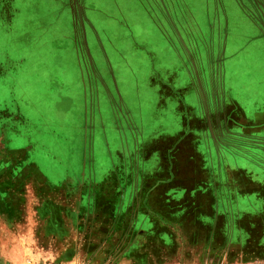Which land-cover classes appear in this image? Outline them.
<instances>
[{
  "label": "rangeland",
  "instance_id": "rangeland-1",
  "mask_svg": "<svg viewBox=\"0 0 264 264\" xmlns=\"http://www.w3.org/2000/svg\"><path fill=\"white\" fill-rule=\"evenodd\" d=\"M110 1L114 3L113 0H87L91 8L87 10L86 23L79 22L80 29L84 30L86 26L89 30V53L95 64L87 56L86 50L82 49L81 40L71 49L72 54L64 48L53 49L56 41L47 34L37 40L43 43L40 48L35 46V51L40 53H37L40 62L38 67L44 65L46 68L60 69L61 72L68 71L72 81L66 87L67 82L64 84V91L49 88L48 91L52 92L49 95L45 85L41 84L51 76L54 77L53 73H49L50 69L39 70L40 76L36 74L33 79L34 91L38 93H35L36 102L40 99L44 109H37L36 112L33 110L29 117L35 120L33 127L46 133L45 136L42 134L37 137L41 154L54 149L57 159L67 158L70 167L77 170L81 164L79 159L81 156L84 158L79 141L85 132L83 128L88 126L85 132L86 160L89 167L93 166L97 170V196L104 202V209L99 208V212L110 217L111 209L106 202L119 200V196L123 200L128 194V169L133 173L141 168L144 173L152 174L158 164L154 150H160L167 178L162 187L152 189L153 182L150 179L137 177V187L141 185L142 188L136 195L137 227L145 213V204L139 203L144 199L149 209L163 214L176 210L174 204L167 209L163 208L164 189H171L178 184L185 186L190 191L194 190L190 202L193 200L196 203L179 221L180 233L185 240L182 241L179 253L172 255L151 244L147 251L152 256V264H242L243 258L239 251L228 246L227 234L231 229L236 233L239 226L235 222L230 226L225 219L228 213L230 215L229 210L220 205L225 198V180L215 178L217 172L212 164L217 159L216 151L219 148L214 141L217 144L223 143L222 137L235 138L241 131L234 126L220 129L218 122L225 119L238 120L242 108L247 109V118L254 121L257 110L263 108L260 98L264 96V0H185L186 8L191 11L208 3L213 10L215 7V17L221 13L217 23L223 27L222 31L217 28L214 32L216 27L212 25L215 19H211V26L204 21L200 39L197 33L199 13L193 18H178L176 7L181 1L141 0L144 7L140 9L138 0L137 16L133 13L137 9L134 0H116L115 5L125 11V21L135 19L138 24H142L143 29L137 28L136 31L138 40L130 43L128 38L122 37L124 34L118 36L114 33L119 18L113 9H118L111 7ZM160 9H165L168 23L165 17L162 20ZM224 13L228 14L226 19L231 25L228 37L224 32ZM201 16L207 19L205 15ZM179 19L188 26L191 34L187 28L183 30V23L179 24ZM192 34L198 36L201 49L192 41ZM0 38L4 45V34H0ZM214 40L219 41V46L214 56L203 62L206 45L202 42ZM224 43L226 46L223 48ZM197 52H201V60L197 59ZM188 57L194 59L189 60ZM154 62L163 63V74L157 70H146L145 65ZM76 70L81 74L79 78ZM43 73L46 75L42 76ZM2 88L0 85L1 100L5 92ZM176 91H179L178 94ZM39 94L46 98H40ZM68 94L71 96V112L70 108L64 110ZM177 99L182 106H178ZM53 108L58 110L54 112ZM211 124L215 129L211 128ZM53 126L66 128V137L68 140L72 138V159L69 149L61 152L58 143L55 144L56 139L47 135L51 133L48 129ZM244 132L253 141L258 133H262L258 129ZM135 150L139 157L150 154L146 165L142 162V166L139 165L136 156L132 155ZM120 151L124 154L121 155ZM112 157L116 159L121 173L116 180L103 185L102 182L108 177L106 174L110 170ZM43 164L40 161V165ZM124 170L126 173H123ZM115 188L121 193L117 198H112ZM216 201L219 205L212 209ZM214 210L217 220L212 232L216 234V239L211 241L213 253L208 258L205 253L208 255L206 247L209 243L204 240L208 231L198 228L195 220L200 214L212 216ZM232 215H235L234 212ZM119 227L126 229L124 232L129 231L124 224Z\"/></svg>",
  "mask_w": 264,
  "mask_h": 264
},
{
  "label": "crops",
  "instance_id": "crops-1",
  "mask_svg": "<svg viewBox=\"0 0 264 264\" xmlns=\"http://www.w3.org/2000/svg\"><path fill=\"white\" fill-rule=\"evenodd\" d=\"M113 1L114 3L110 1V6L118 9L113 11L117 19L119 18L114 33L118 36L124 34L122 37L128 38L129 43L136 42L138 40L136 31L137 28L143 29L142 24H138L135 19L125 21L124 9L120 10L115 5L116 0ZM137 1L134 0L137 9L133 13L136 14ZM180 1L178 8L176 7L178 18L180 16L193 18L199 13L197 29L199 39L201 25L206 22L211 26V19L216 20L212 25L216 27L213 28L214 32L217 28L222 31L223 27L217 23L221 13L215 17V7L213 10L210 4L205 3L191 11L186 8L185 0H178ZM139 6L140 9L144 7L141 0ZM89 7L87 0H0V34H4V45L0 38V50H3L0 51V85L3 91L5 89L2 94L4 99H0V264H152V256L147 251L149 245L154 244L156 248L174 255L179 253L182 241H185L179 225V221L186 215L185 209L180 210L183 207L181 204L186 202L187 196L192 198L195 192L182 185L167 189L164 195L165 199L162 201L164 209L171 204L177 206V210L171 213L163 214L161 211L149 209L145 199L139 202L145 204V213L140 226L137 227L136 195L142 189L140 184V188L137 187V177L150 179L153 182L152 189L162 187L167 178V172L162 165L163 156L158 150H154L158 164L152 174L144 173V169L141 168L134 170L133 173L128 169L130 181L127 187L128 194L120 200L121 192L115 188L112 198L119 196V200L106 202L107 207L111 209L110 217L99 212L104 202L97 200L99 198L96 190L99 183L95 178L97 170L93 166L89 167L86 160L85 132L88 131V126L83 128L85 132L79 141L80 146L82 144L84 158L81 156L79 159L81 164L77 170H74L73 166L70 167L67 158L57 159L54 149H48L43 155L40 152L37 137L42 134L45 136L46 133H41L33 127L35 120L29 116L33 110L36 112L37 109L41 111L44 108L39 102L40 99L38 103L36 102L33 79L36 74H40L39 70L50 69L49 73H53L54 77L51 76L41 84L45 85L46 91L49 88L64 91V84L67 82L66 87L72 81L68 71L64 69L62 70L65 72H61L60 69L46 68L44 65L38 67L40 53L35 51V46L40 48L43 43L37 40L39 37H46L47 34L56 41L53 49L64 48L71 54V49L81 40L82 49L91 57L88 46L89 30L86 26L84 30L79 28L80 21L82 24L86 23ZM160 10L162 20L165 17L164 20L168 23L165 9ZM227 15L222 17L226 21L224 31L226 37L231 33ZM178 23H183L181 24L183 30L184 28L188 30V26L182 20L179 19ZM195 25L197 26V22ZM263 26L264 24H262L264 30ZM188 32L191 34V30ZM198 36L192 34V41L201 49L200 41H197ZM63 38L65 43L62 44ZM218 43L219 41L215 40L202 42L206 45L203 62L214 56ZM195 54L197 59H202L201 52ZM192 58L194 59L188 57L189 60ZM91 62L95 64L92 57ZM145 68L153 72L157 70L160 74L164 71L163 63L157 62L146 64ZM76 73L79 78L81 74L77 70ZM44 75L46 73L42 74ZM178 92L176 91V94ZM48 93L52 95V92ZM67 97L64 110L70 108L71 112L70 94ZM40 98L46 97L41 95ZM260 99L263 108L257 110L256 120H249L246 115L247 109L242 108L238 120L225 119L219 121L217 125L225 130L234 126L241 130L240 133L235 138L222 137L223 143L217 144L214 141L219 148L216 151L217 159L212 165L217 172L215 178L225 180L226 191L222 206L230 212L225 219L229 221L230 226L234 222L239 226L236 233L231 229L227 234L228 246L239 251L243 258L242 264H264V96ZM177 103L179 107L182 106L180 100ZM53 110L56 112L58 109ZM214 127L211 124V128L215 129ZM248 129H258L262 133H258L253 141L244 132ZM48 130L51 133L47 135L56 139L55 144L58 143L59 150L66 152L69 149L72 159L74 144L72 138L68 140L66 137V128L53 126ZM230 134L233 135V132ZM123 154L121 152V155ZM132 155L136 156L141 166L143 163L146 165L150 156L148 154L146 157H139L136 150L132 151ZM40 161L44 164L40 165ZM120 173L116 159L112 157L110 170L106 174L108 177L102 184L116 180ZM123 173H126V170ZM140 180L141 178L139 182ZM214 192L216 196V191ZM218 205L217 201L214 202L212 209ZM233 212L235 215H232ZM216 220V210L212 216L199 215L195 220L198 228L208 231L204 238L209 243L206 247L208 255L205 253V257L208 258L213 253L211 241L216 239V234L212 232ZM121 224L128 226L129 231L124 232L126 229L122 230L119 227Z\"/></svg>",
  "mask_w": 264,
  "mask_h": 264
},
{
  "label": "trees",
  "instance_id": "trees-1",
  "mask_svg": "<svg viewBox=\"0 0 264 264\" xmlns=\"http://www.w3.org/2000/svg\"><path fill=\"white\" fill-rule=\"evenodd\" d=\"M174 147V146H173ZM158 151H160V150H158ZM191 159H193V156H191ZM164 171L165 172H167L166 171V169H164ZM178 186H179V184H178ZM167 190V189H166ZM166 190L164 189V191H163V197H164V195H165V193H166ZM191 194V193H190ZM190 199H191V196L189 197V199H187L186 200V202H184V204H181V206H183L182 207V209H180V210H183V209H185V212H188L189 210V208H193L194 207V204L196 203V201H195V203H193L194 201L192 200V202H190ZM99 202H101V200L98 198L97 199ZM218 202V201H217ZM224 203V202H223ZM220 205H222V204H220ZM176 210H177V206H176ZM200 216L201 217H203V216H208L207 214H200Z\"/></svg>",
  "mask_w": 264,
  "mask_h": 264
}]
</instances>
